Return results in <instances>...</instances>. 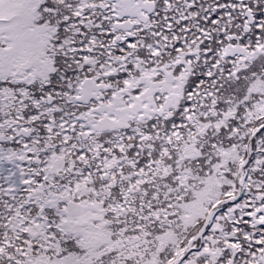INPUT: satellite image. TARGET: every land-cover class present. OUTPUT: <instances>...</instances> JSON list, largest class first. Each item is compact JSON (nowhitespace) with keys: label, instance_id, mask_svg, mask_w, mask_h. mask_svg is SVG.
<instances>
[{"label":"snow or ice","instance_id":"1","mask_svg":"<svg viewBox=\"0 0 264 264\" xmlns=\"http://www.w3.org/2000/svg\"><path fill=\"white\" fill-rule=\"evenodd\" d=\"M0 264H264V0H0Z\"/></svg>","mask_w":264,"mask_h":264}]
</instances>
